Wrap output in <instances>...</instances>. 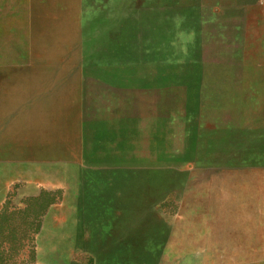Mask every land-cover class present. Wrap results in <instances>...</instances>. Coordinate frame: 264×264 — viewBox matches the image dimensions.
Listing matches in <instances>:
<instances>
[{"label":"rangeland","instance_id":"1","mask_svg":"<svg viewBox=\"0 0 264 264\" xmlns=\"http://www.w3.org/2000/svg\"><path fill=\"white\" fill-rule=\"evenodd\" d=\"M0 264H264V0H0Z\"/></svg>","mask_w":264,"mask_h":264}]
</instances>
